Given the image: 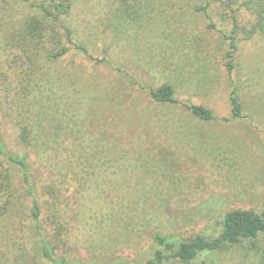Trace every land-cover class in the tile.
I'll return each instance as SVG.
<instances>
[{
  "label": "rangeland",
  "instance_id": "1",
  "mask_svg": "<svg viewBox=\"0 0 264 264\" xmlns=\"http://www.w3.org/2000/svg\"><path fill=\"white\" fill-rule=\"evenodd\" d=\"M38 2L0 0V124L15 150L27 133L50 194L39 217L15 216L0 199V264H145L156 232L213 234L228 209L264 211V35H246L243 7L75 0L53 21ZM165 84L178 102L153 100ZM205 260L264 264V233Z\"/></svg>",
  "mask_w": 264,
  "mask_h": 264
},
{
  "label": "trees",
  "instance_id": "2",
  "mask_svg": "<svg viewBox=\"0 0 264 264\" xmlns=\"http://www.w3.org/2000/svg\"><path fill=\"white\" fill-rule=\"evenodd\" d=\"M75 0H39L36 6L41 9L45 18L60 21L69 15ZM232 8L239 4L251 16L250 28L245 29L248 37L260 33L264 35V0H220ZM233 33L236 34L243 27L236 15L233 16ZM43 18L34 19L30 23V31L37 33L44 26ZM244 29V28H243ZM235 35L231 36L232 49L236 50ZM68 48H62L54 54L55 57L66 54ZM226 66L229 71L235 68L234 55L228 54ZM151 97L159 104L176 103L175 88L165 84L151 90ZM232 115L240 118L243 115L242 103L235 87L230 96ZM189 109L199 119L212 121L215 114L211 109L202 105L191 104ZM1 112V102H0ZM16 150L6 140L4 130L0 124V199L5 200L3 208L15 216H43L40 204L41 198L50 194H43V174L35 169L31 154V143L26 132L18 140ZM108 157H102V159ZM219 229L213 234L198 233L189 238L175 234L156 232L153 236L155 248L145 264H165L169 261L182 262L201 261L206 264L205 258L214 255L225 245H239L255 239L264 233V211L254 209L231 208L220 214Z\"/></svg>",
  "mask_w": 264,
  "mask_h": 264
}]
</instances>
